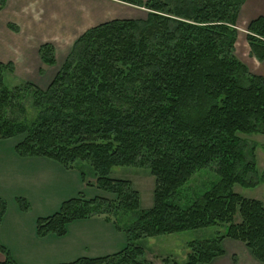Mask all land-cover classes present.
Returning <instances> with one entry per match:
<instances>
[{
  "label": "trees",
  "instance_id": "trees-1",
  "mask_svg": "<svg viewBox=\"0 0 264 264\" xmlns=\"http://www.w3.org/2000/svg\"><path fill=\"white\" fill-rule=\"evenodd\" d=\"M117 1L143 7L146 16L86 29L44 89L4 85L3 73L13 65L0 61V139L22 135L14 145L21 157H45L65 168L88 162L96 186L108 193L87 199L79 192L63 201L36 219L35 235L61 237L69 223L101 216L124 232L125 246L55 264H151L139 239L224 225L210 238L189 241L184 262L171 264L209 263L224 253L225 238L244 243L264 263V201L232 189L264 179L241 136L264 135V76L235 54L246 0ZM246 30L250 55L264 61V16ZM53 52L49 42L38 47L45 64L55 63ZM113 166L148 169L155 179L151 207L139 208L129 180L109 176ZM206 167L218 181L191 204L175 203L178 190ZM16 201L28 209L25 198ZM5 211L0 197V222ZM0 254V264H32L15 261L1 241Z\"/></svg>",
  "mask_w": 264,
  "mask_h": 264
},
{
  "label": "rangeland",
  "instance_id": "rangeland-1",
  "mask_svg": "<svg viewBox=\"0 0 264 264\" xmlns=\"http://www.w3.org/2000/svg\"><path fill=\"white\" fill-rule=\"evenodd\" d=\"M62 1L42 0L40 6L34 3V7L30 8H33L31 14L34 18L39 19L38 24L43 25L45 31H31V34L28 32V37H30L28 40L29 50L39 62H37L38 65L35 70L27 76L33 77L28 78L30 83L41 89H44L52 80L68 54L72 43L83 33L82 30L86 27L84 23L79 26L76 25V22L81 19L79 14L82 15L84 12L77 11L78 13L73 14L71 11L73 8L70 5L72 0ZM146 12V9L141 7L138 16L145 17ZM258 15L264 16V0H246L239 12L236 24L238 37L235 44V54L249 66L253 73H258L260 69L264 68V63L250 55L246 40V27L248 22ZM31 27L33 28L34 25ZM20 41L24 42L25 40L18 37L17 42ZM46 42H49L54 49L55 63L53 65L43 63L38 54V47L41 43ZM14 69L13 67L12 70L4 71V85L12 87L23 82H29L26 80V72L23 71V68L18 66L16 71ZM25 108L28 114L27 118L31 119L34 116V110L30 106V98L25 101ZM241 136L246 139L249 148L253 147L257 175L263 178L264 135L252 133ZM21 139L22 135L0 139V197L6 202V211L0 222V237L6 243L3 245L7 247L9 252L11 249L15 255L25 254L27 251L20 250V245L14 242V234L12 233L14 225L28 227V230L32 227L35 232L38 217L55 213L63 201L76 197L79 192H82L87 199L108 195L96 186L92 169L86 161H78L71 168H65L61 163L45 157H26L33 160L32 163H22L18 167L25 174L20 179L9 177L8 171L16 163L14 160L24 158L17 155L14 150V145ZM18 169L16 170L17 173L20 172ZM82 172L84 176H82ZM109 176L131 182L133 188L139 193L140 209H147L153 205L155 179L150 175L147 168L113 166ZM217 181L218 175L212 167L202 168L196 171L178 190L173 201L182 206H187L209 190ZM252 181L255 182L256 179L252 177ZM232 189L245 198L264 201V179L256 186L245 187L235 184ZM17 197L25 198L28 204L26 211L20 209L16 201ZM236 218L239 219L238 215ZM217 231L223 232L224 225L141 238L138 243L145 249V257L151 264H171L172 261L182 263L188 252L187 243L189 241L210 238ZM125 244L123 231L116 229L112 222L105 221L103 217L94 216L69 223L66 234L61 237L50 234L44 239L37 240L36 237L32 239L29 245V252L31 253L29 255L34 257L29 258L32 259V262L29 263L55 264L61 261H72L82 256L98 257L117 252Z\"/></svg>",
  "mask_w": 264,
  "mask_h": 264
},
{
  "label": "crops",
  "instance_id": "crops-1",
  "mask_svg": "<svg viewBox=\"0 0 264 264\" xmlns=\"http://www.w3.org/2000/svg\"><path fill=\"white\" fill-rule=\"evenodd\" d=\"M41 1L42 0H6L4 7L0 9V61L3 63L11 62L15 71L18 66L23 68V71L26 72V80L29 82L31 81L28 78L33 77L27 76V74H30L35 70L39 60L35 59L32 51L29 50L30 46H28V40L30 37H28V32L31 34V31H45L43 25L38 24L39 19L34 18L31 14L33 8H30L34 7V3L40 6ZM61 2L63 1L61 0ZM70 5L73 8L71 10L73 14L78 13L77 11L84 12L82 15L79 14L81 19L76 22L77 26L82 23L85 24L86 27L82 30L83 32L92 26L112 19L142 18L138 16V12L141 7L132 6L117 0H72ZM31 25H34V27L32 28ZM18 37L25 41L17 42ZM262 62L264 63V61ZM256 74L264 76V68L260 69V71ZM27 158H20L22 160L15 159L14 162L16 163H14L12 168L9 169L8 174L10 176H8L14 179H20L25 174L23 171L18 169L20 164H28L33 161ZM17 169L20 172L17 173ZM12 233L14 234V242L19 244L21 247L20 250L27 251L25 254L21 253L19 255H15L10 249L12 258L20 263L32 262V259H29L34 257L29 255L31 254L29 252V245L32 239L36 237L37 240H40L47 236L37 237L32 227L28 230V227L26 228L22 225H14L12 227ZM0 241L1 243L6 244L1 237ZM222 247L224 249V253L205 264H264L258 261L242 242L224 239L222 241ZM0 260H2L1 254Z\"/></svg>",
  "mask_w": 264,
  "mask_h": 264
}]
</instances>
